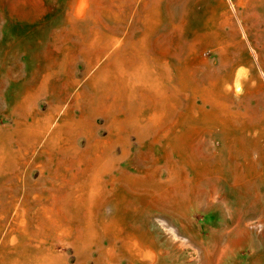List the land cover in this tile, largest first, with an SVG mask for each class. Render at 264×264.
<instances>
[{
  "label": "rangeland",
  "instance_id": "374dc122",
  "mask_svg": "<svg viewBox=\"0 0 264 264\" xmlns=\"http://www.w3.org/2000/svg\"><path fill=\"white\" fill-rule=\"evenodd\" d=\"M106 63L114 108L92 85ZM58 104L50 147L37 122ZM94 109L154 126L124 128L129 154L89 193L94 175L72 172L119 137ZM0 264H264V0H0Z\"/></svg>",
  "mask_w": 264,
  "mask_h": 264
},
{
  "label": "bare ground",
  "instance_id": "6f19581e",
  "mask_svg": "<svg viewBox=\"0 0 264 264\" xmlns=\"http://www.w3.org/2000/svg\"><path fill=\"white\" fill-rule=\"evenodd\" d=\"M85 4V0H82V5ZM188 5V4H187ZM84 7V6H83ZM78 9V8H77ZM80 11V10H79ZM75 12V11H74ZM80 14L82 13H79L78 16H80ZM224 15L226 14L223 13ZM80 18V17H79ZM132 37V36H131ZM141 43V42H140ZM123 44H126V41L124 40H120L117 36L113 37L112 39H108L105 43H103L102 45H100V51H104V50H107V49H110L111 47H113V45L115 46V51L116 49H118L119 47H122ZM134 44V43H133ZM90 47L91 48H94V43L93 41L90 43V45L88 44V48ZM137 48V47H136ZM221 48V47H220ZM222 49V48H221ZM88 52H86L85 54H87ZM90 53V52H89ZM111 54V53H110ZM108 55V58L110 59V56L111 55ZM221 55V54H220ZM107 58V59H108ZM230 55H228V51L227 50H222V59L224 62H228L230 60ZM141 58L140 56H138V61H137V57L136 58H133L131 60L128 61V64L129 65H134L137 64V66L139 64H141L140 62ZM138 62V63H137ZM109 63V62H108ZM106 63L105 64V67L102 68L98 73L97 75H93V78H92V85L95 87V90L98 93H101L100 95H103V100L101 101L102 103H104L107 99H111L113 96L115 97L113 102L111 103V107L114 108L115 104H117V102L120 100L118 95H117V90L118 91H121L122 87H124L125 85H123L121 88H119V86L124 83L122 80L121 81H118L117 82V85H116V78L112 77V73L109 72V64ZM96 64V63H95ZM119 66V65H118ZM136 66V67H137ZM119 72H122V67L120 66L119 68H117ZM135 70L133 71V74H132V77L134 76V78H140V75H142L140 73V69L137 67L134 68ZM118 72V73H119ZM107 74V75H106ZM247 74H248V70L245 68V67H241L236 73H235V82L236 84L239 86L240 84L243 83V80H246L247 78ZM106 75V76H105ZM145 77H147V74H145ZM100 79V80H99ZM102 79V80H101ZM231 80V76H228V77H222L220 80H216V81H213L212 83V86L215 87V86H218V85H222V86H226ZM127 84L129 83V85L131 86V88L135 89L136 86H140V87H144V85H142L141 83H137V84H134L132 85V82L131 81H127L126 82ZM125 84V83H124ZM100 85V86H99ZM43 92V87H41L37 93H35V95H38L40 96V93ZM82 95H86L85 92H79L75 98V104L76 105H80V99L82 98ZM121 96V94H120ZM32 100H36L35 98H32ZM31 100V101H32ZM130 100V99H129ZM205 101V100H204ZM207 101V100H206ZM101 103V105H102ZM132 104V102H130ZM206 103V102H205ZM216 104V103H215ZM219 104V103H218ZM106 105V103H105ZM221 105V104H220ZM222 106V105H221ZM61 107L62 105L61 104H58L57 106L54 107V112H51V115L48 116V117H45V118H42V122L38 121L37 122V128H36V134L35 135H38V136H41L42 134H45V133H48V134H51V136L49 137L48 139V143H49V146L52 147L53 143L55 144V140H56V133L54 132V126H53V118L55 117V114L56 113H59L61 111ZM215 107V106H214ZM223 106L220 107V106H217L216 105V108L218 112L219 110H222ZM93 111H98V114L96 115L97 117L94 118V120L96 119L97 121H99V119L101 118L103 121L106 122L107 126L106 128L112 132V128H116L118 129L117 131V135H119L118 139L115 141V144L112 148H110L109 150V153H110V156L106 157V158H97L96 160H92L90 161L88 167L86 168H82L81 171H77V172H72L73 174H79L80 172H86L88 173L89 172V175H94V178L93 179V184H90V190H89V193H92L93 190L95 189V186L97 184V182H95L96 180L99 181L100 178H102V176L106 175V174H109L110 172H112V170L114 169V167L116 166V164H118L119 162H121L123 159H125L127 157V155L129 154V151L127 150L126 148V142H127V145L129 144V139H130V135L128 136H124L122 134L124 128L126 126L129 127V125L134 129V130H137L136 127L140 126V129L138 130V132H136L137 135H139V141H141V138L142 136L141 135H145L146 133L150 134V130L151 128L154 126V123L153 121L147 123L146 125H142L138 122L137 118L135 116H131L130 119H129V116L128 118L125 117L124 120L122 121V123H120L119 121H114V120H109V118H107L106 116H104L103 112L101 110H98V109H94ZM95 114V113H93ZM93 114H91L93 116ZM57 115V114H56ZM215 117H218L217 114L214 115ZM86 118L85 120V124L84 126L82 127H85L86 126V121L88 120L87 116H85L84 114L81 116L79 122H81L82 124L84 123V120L83 118ZM83 120V121H82ZM109 120V121H108ZM81 126V124H79ZM84 134H87L88 137H86L87 139V143H89V145L92 143V134H89L87 133L86 131L84 132ZM47 135V134H46ZM192 138V135L191 137ZM23 141L25 140L24 137H22ZM26 141V140H25ZM39 142V139L37 137L34 138V140H28L26 142V145L25 146H22L20 147L21 151H25V153H28L30 148H32L34 145H36L37 143ZM123 143L124 144V148L122 149V153L120 154V156H116V157H113L112 156V152H116L117 153V150L119 148V144ZM77 148V147H76ZM15 151V150H14ZM13 152V151H12ZM44 152H50L49 149H46L44 150ZM16 155V154H15ZM180 155L181 157H183L184 159H190L189 157V154L188 153H185L182 149L180 150ZM98 157V156H97ZM144 157L143 155L139 156L138 158V161L137 163L139 164L141 158ZM14 163V162H13ZM61 163H63V160L61 161ZM77 166H83L82 163H78ZM139 166V165H138ZM67 170H70V168H67ZM96 179V180H95ZM159 184H162L161 182H159ZM93 195V194H92ZM154 200V199H152ZM146 204L149 205L150 207H157L158 206V201L157 199L154 200V201H151V200H148L146 201ZM179 212V211H178ZM179 215L183 216V213L181 214V212H179ZM184 218V217H183ZM129 239V237H128ZM129 242L131 240H128ZM128 241H126L128 243ZM132 241L133 238H132ZM131 241V242H132ZM137 241V240H136ZM134 243V242H133ZM127 246V245H125ZM130 246H133V245H130ZM141 246V245H140ZM139 247V246H138ZM131 248V247H130ZM133 248V247H132ZM131 248V249H132ZM143 249V247H141ZM141 250V249H140ZM138 252V251H137ZM151 257L153 258V255H148V257ZM132 257V256H131ZM149 257V258H150Z\"/></svg>",
  "mask_w": 264,
  "mask_h": 264
},
{
  "label": "crops",
  "instance_id": "0c3cea01",
  "mask_svg": "<svg viewBox=\"0 0 264 264\" xmlns=\"http://www.w3.org/2000/svg\"><path fill=\"white\" fill-rule=\"evenodd\" d=\"M120 65H122L121 63H119ZM128 74H130V72L128 73ZM151 85H152V83H151ZM141 91L142 90V88L141 87H137V88H135V89H133V88H126V89H124V91H123V95L124 96H127V97H130V99H131V96H133V95H135L138 91ZM154 89L153 88H151V87H149V89H147V91L150 93V92H152ZM142 92H143V90H142ZM147 92V93H148ZM156 92V91H155ZM155 92H154V94H155ZM157 92H159L160 93V91H158L157 90ZM156 92V93H157ZM162 92V91H161ZM158 94V93H157Z\"/></svg>",
  "mask_w": 264,
  "mask_h": 264
}]
</instances>
